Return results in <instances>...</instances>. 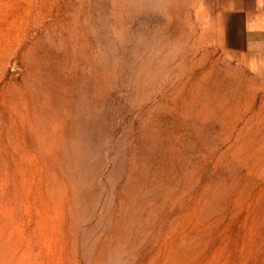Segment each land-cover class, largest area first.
Returning a JSON list of instances; mask_svg holds the SVG:
<instances>
[{
	"label": "rangeland",
	"instance_id": "374dc122",
	"mask_svg": "<svg viewBox=\"0 0 264 264\" xmlns=\"http://www.w3.org/2000/svg\"><path fill=\"white\" fill-rule=\"evenodd\" d=\"M235 8L264 0H0V264H264Z\"/></svg>",
	"mask_w": 264,
	"mask_h": 264
},
{
	"label": "crops",
	"instance_id": "0c3cea01",
	"mask_svg": "<svg viewBox=\"0 0 264 264\" xmlns=\"http://www.w3.org/2000/svg\"><path fill=\"white\" fill-rule=\"evenodd\" d=\"M259 14L258 11H249L246 8H235L230 13L229 24L236 22L234 26H229V42H225L226 47L232 55L239 61H249L255 58L253 53L260 50L264 51V10ZM262 23L260 27L258 24ZM236 30V31H234ZM238 37V44L235 45L231 39L234 32ZM231 39V40H230ZM235 59V58H234Z\"/></svg>",
	"mask_w": 264,
	"mask_h": 264
}]
</instances>
